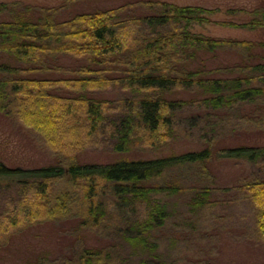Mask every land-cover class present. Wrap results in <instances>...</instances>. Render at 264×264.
<instances>
[{"label": "trees", "instance_id": "trees-1", "mask_svg": "<svg viewBox=\"0 0 264 264\" xmlns=\"http://www.w3.org/2000/svg\"><path fill=\"white\" fill-rule=\"evenodd\" d=\"M103 1L40 8L0 2V53L13 58L0 63V113L61 156L30 170L0 162V177L9 181L0 182L6 194L0 242L24 227L75 218L78 233L95 231L116 242L82 243L79 254L55 264H164L153 233L174 213L173 199L188 192L183 206L195 215L247 203L254 234L264 242V144L242 129L256 120L246 119L248 113L259 114L264 126V45L257 53L255 41L196 30L218 23L211 18L216 11L201 5L127 0L106 7L98 4ZM77 4L83 8L74 10ZM68 5L72 12L61 17ZM251 14L243 24L221 25L264 33V0ZM224 116L226 126L215 123ZM196 128L204 146L197 151L109 164L78 159L82 150L101 146L157 149ZM224 128L243 132L232 137L235 144L217 145ZM217 160H241L250 169L236 185L217 187L211 184ZM173 168L189 171L188 181L169 178Z\"/></svg>", "mask_w": 264, "mask_h": 264}, {"label": "rangeland", "instance_id": "rangeland-1", "mask_svg": "<svg viewBox=\"0 0 264 264\" xmlns=\"http://www.w3.org/2000/svg\"><path fill=\"white\" fill-rule=\"evenodd\" d=\"M126 1L106 0L98 4L117 7ZM164 1L179 5H201L215 10L216 12L212 14L211 18L218 23L197 26L196 30L213 36L252 40L259 43L253 51L255 50L257 53L263 51L264 33L241 26L234 28L229 25H221L230 22L239 25L249 21L252 19V11L261 0ZM0 2H18L23 8H26L27 5L34 8L64 5V0H0ZM81 8L83 7L77 4L74 10ZM62 10L61 17H68L73 7L72 5L64 6ZM30 14L33 15V12ZM221 55H225V53ZM260 55L264 56V51ZM7 61H13V58L8 54L0 53V63ZM65 61L70 62L69 59ZM210 65H215L214 60L210 62ZM175 96L193 97L191 94H181L180 92ZM109 97L115 98L113 93H109ZM249 114L246 115V119L251 117L256 120L246 122L242 128L244 132L238 131L235 134L240 132H243V135L248 134L252 139H259L260 142L257 144L262 145L264 144L262 121L258 118L259 114ZM184 115H187V112ZM211 115L206 118L211 119ZM227 117L215 119V123L226 126L225 119ZM223 118L224 120H222ZM202 121L204 124V120ZM179 130L185 131L182 126ZM200 130V128H196L193 130L194 132L187 131L183 135L180 132L178 138L157 149L140 146L137 148L136 145H133L129 150L116 152L107 146H101L82 150L78 159L81 163L109 164L124 159L150 160L197 151L204 148L196 138ZM221 131L218 132L220 142L217 145L235 144L237 139H232L235 134H229L228 128ZM253 142L255 141L247 143L253 144ZM60 158L61 156L53 153L38 134L25 124L0 113V162L11 168L30 170L56 164ZM190 167L195 168L196 166L190 165ZM211 167L213 171L211 184L217 187L236 185L238 178L250 169L249 164L241 160L213 162ZM188 172L182 168H173L168 177L174 180L188 181L186 176ZM192 172L195 170L192 169ZM194 180H197L196 176H191L190 181ZM0 182L4 187L9 181L7 178L0 177ZM5 195V192H0V206ZM189 196L188 192L183 198L173 199L175 211L172 212L174 213L167 219L163 227L153 233L154 239L159 244V253L163 256L164 264H260L264 262V242L259 241L254 234L253 214H251L250 206L247 203L239 200L232 206L214 207L195 215L189 212L186 205L183 206L189 200ZM70 221L71 219L67 224L66 221L43 222L16 230L8 239L5 238L0 242V264H55V261L68 260L75 257L76 253L79 254L82 243H85L86 246L105 247L110 242H116L95 231L82 230L81 233H78L75 227L80 220L74 218L72 222Z\"/></svg>", "mask_w": 264, "mask_h": 264}]
</instances>
